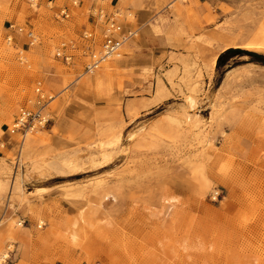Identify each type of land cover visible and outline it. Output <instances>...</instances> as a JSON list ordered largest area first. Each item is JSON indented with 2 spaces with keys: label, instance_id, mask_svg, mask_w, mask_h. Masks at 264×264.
Returning a JSON list of instances; mask_svg holds the SVG:
<instances>
[{
  "label": "rangeland",
  "instance_id": "obj_1",
  "mask_svg": "<svg viewBox=\"0 0 264 264\" xmlns=\"http://www.w3.org/2000/svg\"><path fill=\"white\" fill-rule=\"evenodd\" d=\"M99 10L137 35L87 74L101 51ZM71 41L68 65L55 52ZM255 43L264 0H0V264H264ZM228 49L263 59L239 54L218 68ZM38 83L52 97L46 129L10 136ZM190 95L199 127L180 119ZM19 160L22 174L41 170L32 182L17 173L12 186Z\"/></svg>",
  "mask_w": 264,
  "mask_h": 264
},
{
  "label": "built area",
  "instance_id": "obj_2",
  "mask_svg": "<svg viewBox=\"0 0 264 264\" xmlns=\"http://www.w3.org/2000/svg\"><path fill=\"white\" fill-rule=\"evenodd\" d=\"M60 16L63 19L69 17L67 10H63L60 13ZM95 27L100 28L102 45L99 56L96 59H93L88 65H86L85 72L87 74H93L101 66L113 59L121 56L122 49L124 45L132 38L137 35V30L126 28L123 23L118 18V14L107 13L104 10L97 11L94 14ZM10 30H17L19 33H24L25 29L23 27H16L14 25L9 26ZM27 37L33 45L36 41L35 35L33 32H27ZM95 35L93 33H86L84 39L94 40ZM12 37L8 38V41H11ZM78 49L77 45L71 41L70 43L63 42L56 49L55 57L66 64H71L74 61L75 55L74 51ZM36 92V99L34 107L31 108H21L18 115L16 116L14 122L10 127H8L7 132L10 136L20 135L23 139H26L30 134L35 133L38 130L46 129L50 119L47 118L45 110L52 100V97H49L41 83H38ZM5 144L2 143L3 147ZM217 198V196H216Z\"/></svg>",
  "mask_w": 264,
  "mask_h": 264
},
{
  "label": "bare ground",
  "instance_id": "obj_3",
  "mask_svg": "<svg viewBox=\"0 0 264 264\" xmlns=\"http://www.w3.org/2000/svg\"><path fill=\"white\" fill-rule=\"evenodd\" d=\"M27 32H32V31H27ZM260 45L264 46V43H255V44H253V46L248 47L247 50L253 51V52H257V53L258 52H262V51L264 52V50L261 47H259ZM216 60H217V58H215V63H216ZM105 67H107V66H105ZM198 105H199V102L194 96H192V95L186 96V98L184 99L183 104L181 105V117H180V119H181V121L183 123L189 125L190 127H199L200 126L201 120L198 118V115L196 113V110L198 109ZM132 137L133 136L130 135L127 139L129 140V138H132ZM21 150H22V146H21ZM21 155L22 154L20 153L19 158L23 157ZM15 170L16 171L13 172V175H12V178H13L12 186L16 185V183L14 182V178L16 177L17 173H20L22 175V183H24V182H32L37 177V175H38V173H39V171L41 169L39 168V166L36 163H34L31 166H29L25 170V172H23V174H22V171H24V169H23V167H21L20 160H19V165H17ZM5 174L7 176H9V172L8 171ZM0 178H1V176H0ZM2 183L5 186V183L4 182H2ZM20 185H21V183L17 184L18 190H21V186ZM12 186H11V192H12ZM177 200L178 199L175 198V197L164 198L165 203H169L170 205L174 204ZM10 207H12L11 204H10L9 208ZM7 222H8V228H10V230H12L14 228L13 225L17 223V221L15 219L8 220ZM75 226H76V224H73V226H71V230H73V233L71 235V241L73 243H76L77 240H78V235L74 231ZM3 258L4 259L7 258L6 254H4L1 259H3Z\"/></svg>",
  "mask_w": 264,
  "mask_h": 264
},
{
  "label": "trees",
  "instance_id": "obj_4",
  "mask_svg": "<svg viewBox=\"0 0 264 264\" xmlns=\"http://www.w3.org/2000/svg\"><path fill=\"white\" fill-rule=\"evenodd\" d=\"M239 54H246V55L257 57L259 59H263V57L256 55L254 53H249L246 51H240L237 49H228L220 55V57L218 59V68L225 65L231 58H234L235 56H237Z\"/></svg>",
  "mask_w": 264,
  "mask_h": 264
},
{
  "label": "crops",
  "instance_id": "obj_5",
  "mask_svg": "<svg viewBox=\"0 0 264 264\" xmlns=\"http://www.w3.org/2000/svg\"><path fill=\"white\" fill-rule=\"evenodd\" d=\"M86 73V72H85Z\"/></svg>",
  "mask_w": 264,
  "mask_h": 264
}]
</instances>
